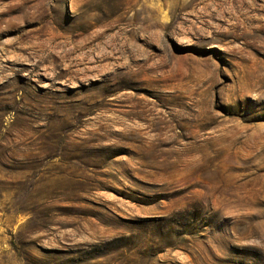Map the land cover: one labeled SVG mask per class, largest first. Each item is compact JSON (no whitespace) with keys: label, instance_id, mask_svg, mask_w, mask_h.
Wrapping results in <instances>:
<instances>
[{"label":"rangeland","instance_id":"374dc122","mask_svg":"<svg viewBox=\"0 0 264 264\" xmlns=\"http://www.w3.org/2000/svg\"><path fill=\"white\" fill-rule=\"evenodd\" d=\"M0 264H264V0H0Z\"/></svg>","mask_w":264,"mask_h":264}]
</instances>
